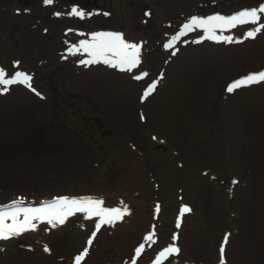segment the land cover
<instances>
[{
	"label": "rangeland",
	"instance_id": "1",
	"mask_svg": "<svg viewBox=\"0 0 264 264\" xmlns=\"http://www.w3.org/2000/svg\"><path fill=\"white\" fill-rule=\"evenodd\" d=\"M261 4H264V0H54L50 5L45 4L44 0H0V68L5 70V78H10L17 71L31 74L32 86L36 90L33 92L23 84L0 86V89L8 88L7 91L0 90V98L3 97L0 99V108L8 104L20 106L18 113L12 117L0 112V202L9 197L25 202H39L46 196L56 195L93 197V193L89 194L87 191L104 189L102 180L109 178L115 180L118 188L110 190L104 196L103 206L121 209L118 201L116 203L120 195L119 187L131 185L128 178L133 174L134 165L119 151H126V141L131 140L144 157L151 156V152L157 156V236L161 233L169 235L162 228L161 216L165 215L177 224L169 236L170 240L176 237L170 245L175 244L181 249L180 238L184 232L188 233L191 223L200 216L194 215L192 209L196 208L195 202L186 197L184 192L178 191L174 198L168 192L169 184L165 176L173 173L175 168L172 153L175 143L172 137L158 129L153 136L149 131V136L147 134L146 115L148 106L152 105L147 104V100L154 93L147 97L144 94L153 81L158 82L160 88L156 94L158 97L170 85L169 67L161 69L163 59L152 63L150 52L157 46L167 51V56L170 53L172 58H179L188 45H198L205 41L222 44L224 56H239L232 59L236 61L238 58L237 64L227 66L219 80L220 106L231 108L234 100L228 95L237 94L238 104L234 105L238 109L242 105L243 97L249 93V98H252L249 107L264 112V102L254 98L258 93L257 89L264 88V82L243 86L233 92L227 91L234 81L249 73L264 70V30L254 38L246 36L258 24L215 29L218 36H231L233 42L204 38L208 33L199 27L179 36L184 31L183 26L190 23L192 17H227L245 9L257 8ZM73 8L83 10L86 15L79 17L72 14ZM258 23H264V16ZM101 32L120 33L124 41L131 40L127 44L138 43L142 53L137 71L123 76L126 82L133 81L136 85L133 98L131 96L125 99L121 106L114 109L118 114L110 113L113 108L105 101L106 95L103 93L73 85L77 79L87 80V73L97 66L119 71L118 66L113 67L103 59L94 63H82L91 60L92 56L83 51L81 41L92 43L94 34ZM177 36L179 38L173 47H166ZM75 48L81 50L77 52ZM106 55L112 58L113 63L116 62V54ZM152 66L155 68L152 69ZM162 70L165 85L161 82L163 78L157 77ZM146 71L149 75L147 73L145 76L143 74ZM137 76L141 78L137 79ZM122 88L111 89L110 94L123 92ZM20 94L25 99L18 101L16 95ZM210 100L214 105L215 93L210 95ZM126 112L130 114L129 118L122 115ZM20 122H26L25 128H22ZM251 124L254 128L261 126L260 121L254 119ZM138 131L147 134V143L138 136ZM90 159L95 165L93 172H87L84 168ZM180 160L177 163L181 164ZM225 169L224 165L211 163L207 171L223 173ZM247 174L253 175V172ZM143 176L146 180V175ZM231 176L234 177L230 178ZM240 176L241 174H216L215 180L205 183H210L209 188H214L222 196L230 186L246 187L248 181ZM176 185L183 188L182 184ZM185 205L191 209L190 212H182ZM223 213L227 215L229 212L223 210ZM211 215L218 224L225 219L218 209L213 210ZM241 216L242 213L238 214L233 210L228 225L222 224L219 227L226 226L223 227L224 230H233L230 223ZM96 218L98 217L77 212L69 221L64 224L57 223L55 227L49 221L44 222L43 226H40L39 220L33 221L37 224L34 230L9 239H0V264H76V257L82 255L85 249L87 254L80 264H133V261L135 264H156L147 262L144 252L139 256L132 255V246L135 244L132 229L125 233L126 242L120 243V235L116 236L120 219L103 225L102 229L109 227L99 237L97 235L96 242L92 241L89 245L86 236L83 238L86 243L83 246L77 245L78 226L83 223L88 228H93L92 220H97ZM20 219H23V214ZM8 223H11L10 219ZM244 227L240 223L236 227L237 233L243 231ZM209 228L210 225L205 226L204 230ZM247 233L252 234L250 227ZM220 237L223 234L220 236L217 232L213 239L218 251ZM225 237L230 239V236H224V240ZM224 245L222 243L221 253L226 255L228 242ZM120 247L125 252H120ZM162 247L166 246L159 248Z\"/></svg>",
	"mask_w": 264,
	"mask_h": 264
},
{
	"label": "bare ground",
	"instance_id": "2",
	"mask_svg": "<svg viewBox=\"0 0 264 264\" xmlns=\"http://www.w3.org/2000/svg\"><path fill=\"white\" fill-rule=\"evenodd\" d=\"M56 38L58 39V36ZM126 41L131 42L130 39ZM137 44L135 43V45ZM221 46L222 44L208 41L198 45H188L184 48L182 56L177 55L179 58H172L170 53L167 56V51H163L157 46L151 49L150 60L152 63L163 59L164 63L162 60L161 69L169 67L170 85L168 88L166 87L160 97L156 95L160 89L157 87L155 93L147 100V104L152 103L148 106L149 111L146 115L148 119L147 134L149 131L153 136L154 131L158 129L172 137L175 143L172 148L175 168L173 173L165 176L169 184L168 192L172 198L178 191L184 192L186 197L195 202L196 208L192 209L194 215L198 214L200 217L191 223L188 233L184 232L180 238L179 242L182 243V247L180 246L179 253L167 257L159 256L160 252L173 242V238L170 240L169 236L177 224L165 215L161 216L162 228L169 235L161 233L159 237L157 236L158 197L155 188L157 156L151 152V156L144 157L131 140L126 141L128 143L125 144L126 148L124 147L126 151L120 149L119 152L124 153L123 156L132 161L134 168L133 174L128 178L131 185L119 187L120 195L116 199V203L118 201L121 209L126 206L128 212L120 219L116 236L120 235V243H125V233L132 229L133 241H135L132 246L134 248L132 255H136V249L143 244L142 252L145 253L147 262L157 264L159 260V264H264V112L252 110L249 107L252 102L249 93L243 97L242 105L238 109H235V105L238 104L237 94L228 95L231 100H234L231 108L220 106L219 80L226 67L238 60V58L236 61H232V59L239 56L236 54V56H224ZM191 50L196 52H189ZM193 54L198 56L194 57ZM164 56L165 58H163ZM154 68L152 66V69ZM134 71H137V68ZM129 72L131 71L107 70L102 66H97L87 73L86 76H89L87 80L77 79L73 85L103 93L106 95L105 101L113 108L110 113L118 114L119 112L115 111L117 106H121L125 99L131 96L133 98L135 92L134 85L136 83L126 82L123 77ZM157 77H162L161 82L163 85L166 84L163 70ZM121 86L128 87L122 88ZM117 87L124 91L110 94L111 89ZM257 90L258 93L254 98L264 102V88ZM214 93L216 100L213 105L210 95ZM16 96L18 101L25 99L22 94ZM19 107L16 104L13 106L8 104L1 107L0 112L12 117L18 113ZM122 115L124 118L130 117L128 112ZM253 119L260 121L261 126L254 128L255 126L251 124ZM20 123L22 128H25L26 122ZM147 134L138 131V136L146 143ZM86 156L91 158L89 155ZM178 160L181 164L177 163ZM211 163H219L226 166V169L223 173L207 171ZM84 168L87 172L95 171V165L91 159ZM201 172L204 174H199ZM251 172L253 175L247 174ZM143 174L146 175V180ZM216 174L224 176L241 174L240 178H245L248 182L245 180L246 187L230 186L227 192L221 196L214 188H209L210 183L208 182L215 180ZM232 177L234 176L230 178ZM205 181L208 182L205 183ZM102 182L104 189H96L94 192L87 191V193H93V197L103 199L110 190L118 188L114 179L106 178ZM176 184H182L183 188ZM106 187L108 189H105ZM49 197L46 196L42 200ZM11 199L12 201L8 202ZM13 201L16 199L9 197L0 203L11 205ZM167 209L168 205L166 204L165 210ZM216 209L220 214H223L222 218L226 219L222 220L220 224L211 215ZM223 210L229 213L225 215ZM233 210H236L238 214L242 213L240 218L237 217L230 223V227L234 231L224 230L223 227L226 226L219 227L222 224L228 225ZM259 213L261 214L259 215ZM71 216H68L65 222L69 221ZM256 216L258 219H255ZM96 219L92 220L93 228H88L83 223L78 226L77 245L83 246L86 243L83 238L86 236L87 239L96 242L97 235L99 237L103 231L108 229L109 226L102 229L103 225L109 224L104 223L97 230L96 226L100 222V218ZM46 221H39L40 226H43ZM240 223L245 227L243 231L237 233L236 227L238 228ZM208 225L210 228L204 230ZM184 227L185 225L182 228L184 229ZM248 227L251 228L252 234L247 233ZM100 229L102 230L99 231ZM217 232L220 236L223 234V237L219 239V251L213 240L216 238ZM93 233H95L94 237ZM153 233V240L148 241L146 237ZM224 236H230V239L227 238L226 255L222 254L220 250L222 243L225 244ZM162 245L166 247L160 249L159 247ZM119 250L125 252L123 247H120ZM175 260L176 262H174Z\"/></svg>",
	"mask_w": 264,
	"mask_h": 264
},
{
	"label": "snow or ice",
	"instance_id": "3",
	"mask_svg": "<svg viewBox=\"0 0 264 264\" xmlns=\"http://www.w3.org/2000/svg\"><path fill=\"white\" fill-rule=\"evenodd\" d=\"M54 0H44L45 4H52ZM72 14L84 17L86 13L83 10L72 9ZM57 15H59L57 13ZM91 15V13H87ZM264 16V4H261L257 8L245 9L232 16H211L207 19H200L197 17H192L191 22L183 26L184 31L179 33V36L185 35V33L193 31L195 27L203 28L207 31L208 35L204 38H209L213 40L223 39L226 42H233L231 36H218L215 29H231L235 28L237 25L244 24H258L257 27L249 30L246 33L247 37L254 38L258 33L264 30V23H258L261 21V17ZM179 37H173L166 47L172 48L174 42ZM81 48L84 52H89L92 56L91 60L82 61V63H94L98 59H103L105 63L112 64L113 67L119 66L122 70H131L136 68L140 63V48L135 44H127L120 33H95L94 42L89 43L87 41H81ZM81 48H75V51H80ZM71 52L72 49H69ZM106 53H115L118 59L113 63L112 58L107 56ZM18 63V62H17ZM6 72L3 68H0V86H10L16 84L26 85L28 88L35 92V88L32 86L33 76L24 71H17L10 78L6 77ZM143 75H147L144 73ZM140 79V76L136 77ZM264 82V70L254 73H249L246 76L234 81L227 89L228 92H233L243 86H249L252 84H257ZM156 83L154 82L149 86L148 90L145 92V97L151 94L155 90ZM3 91H7V87H3ZM38 94V93H37ZM23 204L22 200L13 201L11 205H0V239H9L14 236H18L23 232L34 230L37 227L36 223L33 221H43L47 220L56 226V222L59 224H64L68 216L74 215L77 212L86 213L89 217H99L100 222L97 224V230L100 228L101 224L113 223L115 220L122 219L124 214L128 212L127 207L124 209L120 208H107L104 207V201L99 198L94 197H68L61 196L55 198L52 202L39 208H25L20 205ZM157 211H159V205H157ZM191 209L188 206H184L182 212H190ZM21 214H23V219H20ZM11 223H8V220ZM153 234L146 237L148 241L153 240ZM95 233H93V237ZM176 237L174 236L173 239ZM227 242V237H225V243ZM92 243V239H89L88 244ZM144 250V245L141 244L136 249V255L139 256ZM45 251H48L45 248ZM223 253V248L221 249ZM180 248L175 244H172L160 252V257H167L171 254L179 253ZM87 254V249L84 253L76 257V264H80V261ZM135 264V261H133ZM159 264V260L157 261Z\"/></svg>",
	"mask_w": 264,
	"mask_h": 264
}]
</instances>
